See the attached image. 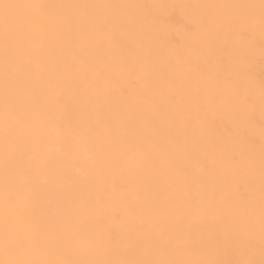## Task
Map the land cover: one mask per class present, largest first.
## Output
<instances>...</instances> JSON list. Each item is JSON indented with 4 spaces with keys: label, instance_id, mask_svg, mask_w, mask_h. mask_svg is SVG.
<instances>
[{
    "label": "snow or ice",
    "instance_id": "6c2138e0",
    "mask_svg": "<svg viewBox=\"0 0 264 264\" xmlns=\"http://www.w3.org/2000/svg\"><path fill=\"white\" fill-rule=\"evenodd\" d=\"M0 264H264V0H0Z\"/></svg>",
    "mask_w": 264,
    "mask_h": 264
},
{
    "label": "bare ground",
    "instance_id": "6f19581e",
    "mask_svg": "<svg viewBox=\"0 0 264 264\" xmlns=\"http://www.w3.org/2000/svg\"><path fill=\"white\" fill-rule=\"evenodd\" d=\"M73 2H102V3H169V2H183V3H196V2H225V0H73ZM231 2H247V0H231ZM258 2V0H256ZM154 16L157 17L155 24V31L158 33V39L155 42V49L161 59H167L169 56H180L184 54V50L180 45L185 40L183 32L184 17L180 12L175 13L171 18L168 12L163 9L154 10ZM257 76H259V69H257ZM55 131L52 132L54 136ZM53 152L61 150V145L53 143L50 145ZM95 153L88 151L83 154V159L91 160ZM87 169L80 167L74 171L76 176L86 174ZM150 177L145 178V187L150 181ZM66 193H61L59 190L51 193L50 197H42L38 201V213H46L54 211L55 207L63 203V197ZM214 227V222L210 221L206 226V230H211Z\"/></svg>",
    "mask_w": 264,
    "mask_h": 264
}]
</instances>
